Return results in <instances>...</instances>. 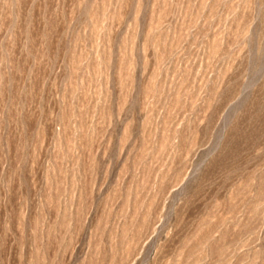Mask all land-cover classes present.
I'll use <instances>...</instances> for the list:
<instances>
[{
  "label": "rangeland",
  "instance_id": "1",
  "mask_svg": "<svg viewBox=\"0 0 264 264\" xmlns=\"http://www.w3.org/2000/svg\"><path fill=\"white\" fill-rule=\"evenodd\" d=\"M0 264H264V0H0Z\"/></svg>",
  "mask_w": 264,
  "mask_h": 264
}]
</instances>
